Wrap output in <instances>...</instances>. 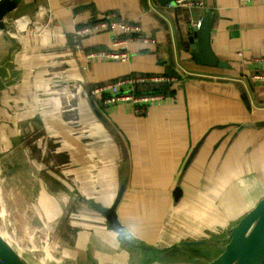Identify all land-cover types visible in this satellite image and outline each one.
I'll list each match as a JSON object with an SVG mask.
<instances>
[{
    "label": "crops",
    "instance_id": "obj_1",
    "mask_svg": "<svg viewBox=\"0 0 264 264\" xmlns=\"http://www.w3.org/2000/svg\"><path fill=\"white\" fill-rule=\"evenodd\" d=\"M112 11L155 41L127 42V61L88 59V51L116 48L120 31L82 36L78 50L75 28ZM209 12L211 46L224 65L201 63L186 36L190 21ZM11 14L9 31H0V159L22 190H41L42 221L57 230L64 220L65 254L77 264L219 255L223 231L264 196V126H246L264 120V82L250 77L264 67V0H206V8L27 0ZM156 74L178 80L144 113L93 93L122 76ZM119 195L128 240L107 218ZM195 240L205 242L185 243Z\"/></svg>",
    "mask_w": 264,
    "mask_h": 264
},
{
    "label": "water",
    "instance_id": "obj_2",
    "mask_svg": "<svg viewBox=\"0 0 264 264\" xmlns=\"http://www.w3.org/2000/svg\"><path fill=\"white\" fill-rule=\"evenodd\" d=\"M165 3L171 0H163ZM27 0H0V31H9V25L6 17L20 8H24ZM211 13L205 14L200 25H193L192 21L186 30L187 39L190 47L195 49L192 54L198 58L201 63L208 65H224L214 53L211 46ZM246 126H264V120L254 123H246ZM180 193V189H176ZM119 195L113 206L107 211V218L112 227L120 235L128 240L129 238L123 232L122 223L119 220L116 206L120 199ZM226 241L221 238L217 241L221 252L219 255L205 262L199 257H184L176 264H187L188 262H200L202 264H264V196L247 211L232 227H229ZM205 241L195 240L186 241L187 244H199ZM175 251L181 252L180 247H174L171 253L164 255L170 257ZM0 264H32L23 256L17 253L0 233Z\"/></svg>",
    "mask_w": 264,
    "mask_h": 264
},
{
    "label": "rangeland",
    "instance_id": "obj_3",
    "mask_svg": "<svg viewBox=\"0 0 264 264\" xmlns=\"http://www.w3.org/2000/svg\"><path fill=\"white\" fill-rule=\"evenodd\" d=\"M16 13L17 11L11 15L14 17ZM11 15L9 23L13 21ZM27 22L28 18H22L18 20V25L24 27ZM3 164L0 159V230L10 238L5 235L12 248L32 264H77L65 254V240L70 239L71 235L67 228L63 229L64 220H60L57 230L42 221L39 217L41 190L31 189V185L28 186L27 183L26 190H22L16 184L18 180L14 169H10L13 172L7 173ZM72 194H76L74 199L78 197V191ZM42 200L43 203L46 202L45 199ZM238 220L239 218L232 221L228 228ZM227 234V230L221 234L225 241Z\"/></svg>",
    "mask_w": 264,
    "mask_h": 264
},
{
    "label": "built area",
    "instance_id": "obj_4",
    "mask_svg": "<svg viewBox=\"0 0 264 264\" xmlns=\"http://www.w3.org/2000/svg\"><path fill=\"white\" fill-rule=\"evenodd\" d=\"M168 8H206V0H172L166 3ZM203 15L192 21L193 25H200ZM118 30L120 36L114 39L113 49H97L86 52L88 59L108 58L113 60L127 61L131 55L126 49L127 42L131 40H141L144 42H153L155 39L149 33H146L138 22L126 20L121 17L117 12H107L100 17L94 19L87 25L77 26L73 34L74 45L76 49L82 50L83 44L81 37L93 34L100 30ZM242 54V52H240ZM251 79L264 82V67L252 71ZM176 76L171 75H126L115 79L112 82L95 86L93 93H102V103L104 105L114 104L120 101L132 102L136 105L138 113L146 111V103L158 99L162 96L160 92L138 93L140 85L153 83L156 85L177 81Z\"/></svg>",
    "mask_w": 264,
    "mask_h": 264
},
{
    "label": "trees",
    "instance_id": "obj_5",
    "mask_svg": "<svg viewBox=\"0 0 264 264\" xmlns=\"http://www.w3.org/2000/svg\"><path fill=\"white\" fill-rule=\"evenodd\" d=\"M169 89V84L162 83L159 85L153 84V83H148L143 85L142 87L137 90L138 93H142L144 90H148L149 92H160V93H165ZM247 97V96H246Z\"/></svg>",
    "mask_w": 264,
    "mask_h": 264
},
{
    "label": "bare ground",
    "instance_id": "obj_6",
    "mask_svg": "<svg viewBox=\"0 0 264 264\" xmlns=\"http://www.w3.org/2000/svg\"><path fill=\"white\" fill-rule=\"evenodd\" d=\"M44 8V7H43ZM23 21V20H22ZM37 26V25H36ZM37 30V29H36ZM0 233L5 237L6 234H4L5 232L0 230ZM48 234V233H47ZM7 236V235H6ZM8 237V236H7ZM9 238V237H8ZM10 239V238H9ZM8 241V240H7ZM13 241V240H12ZM13 243V242H12ZM47 243V242H46Z\"/></svg>",
    "mask_w": 264,
    "mask_h": 264
}]
</instances>
